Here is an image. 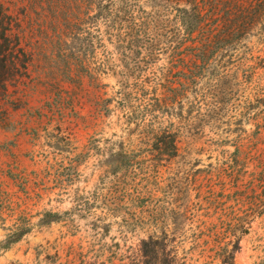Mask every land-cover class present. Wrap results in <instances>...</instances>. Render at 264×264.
<instances>
[{"label":"rangeland","instance_id":"1","mask_svg":"<svg viewBox=\"0 0 264 264\" xmlns=\"http://www.w3.org/2000/svg\"><path fill=\"white\" fill-rule=\"evenodd\" d=\"M97 1L0 0V244L28 230L0 264H153L149 239L171 264H220L240 227L232 264H258L264 27L195 67L175 0H101L127 8L128 40Z\"/></svg>","mask_w":264,"mask_h":264},{"label":"trees","instance_id":"2","mask_svg":"<svg viewBox=\"0 0 264 264\" xmlns=\"http://www.w3.org/2000/svg\"><path fill=\"white\" fill-rule=\"evenodd\" d=\"M100 2L101 0L94 4L95 15L97 17L108 15L111 18L110 29L117 32L116 37L118 39L122 37L121 28H124L128 34L126 33L122 40H128L127 36L138 27L127 13V8H115L110 3L103 6ZM174 4L176 6L174 24L181 43L189 49L185 56L186 62L195 67L206 65L210 56L229 50L247 39L254 31H261L264 27V0H175ZM120 44V49H125L124 43ZM166 105L162 99L158 100L155 109H162ZM172 148L175 150L173 143ZM115 157L114 165H112L113 174L122 170L126 164L122 152L117 153ZM46 216L52 222L57 221L59 217L57 214H47ZM250 216L249 213H244L236 221L245 222ZM27 233V229H15L7 236L6 241L0 244V249L7 250ZM247 233L248 229L243 227L229 228L223 232L228 240L224 247L230 246L231 250L226 251L225 248H222L224 251L220 264H232V253L238 249L237 239ZM232 239L235 241L233 242ZM149 242L143 243L144 258L154 260L158 264H171L166 259H159L157 250L148 248ZM258 264H264V258Z\"/></svg>","mask_w":264,"mask_h":264}]
</instances>
